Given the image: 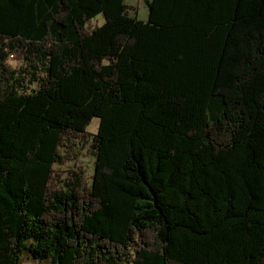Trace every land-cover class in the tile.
I'll return each instance as SVG.
<instances>
[{
	"label": "trees",
	"instance_id": "obj_1",
	"mask_svg": "<svg viewBox=\"0 0 264 264\" xmlns=\"http://www.w3.org/2000/svg\"><path fill=\"white\" fill-rule=\"evenodd\" d=\"M147 5L0 0V264H264V0Z\"/></svg>",
	"mask_w": 264,
	"mask_h": 264
},
{
	"label": "rangeland",
	"instance_id": "obj_2",
	"mask_svg": "<svg viewBox=\"0 0 264 264\" xmlns=\"http://www.w3.org/2000/svg\"><path fill=\"white\" fill-rule=\"evenodd\" d=\"M148 0H126V3L129 6L134 7L136 10L133 12V15L138 18L140 21H148L149 19V7L147 5ZM105 23V19L103 16H99L94 22L93 25H99L101 26L102 24ZM11 63L14 66H18V63L16 62L15 58H11ZM100 120L95 119L93 121V124L91 125L90 129L88 131L90 134H95L97 132V129L99 128ZM94 157L89 155L88 151L86 149H81L80 150V156L79 159L74 163H70L69 166L73 167H86L89 170V175H92L94 173ZM29 255L24 252L23 257H22V262L21 264H40L38 260L31 259L28 257ZM42 264H46L45 262Z\"/></svg>",
	"mask_w": 264,
	"mask_h": 264
},
{
	"label": "built area",
	"instance_id": "obj_3",
	"mask_svg": "<svg viewBox=\"0 0 264 264\" xmlns=\"http://www.w3.org/2000/svg\"><path fill=\"white\" fill-rule=\"evenodd\" d=\"M12 58H14V56H12Z\"/></svg>",
	"mask_w": 264,
	"mask_h": 264
}]
</instances>
